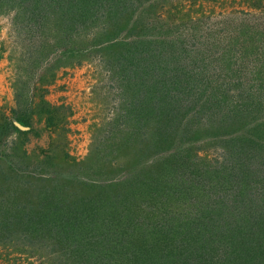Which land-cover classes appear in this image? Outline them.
Returning <instances> with one entry per match:
<instances>
[{"label":"trees","instance_id":"trees-1","mask_svg":"<svg viewBox=\"0 0 264 264\" xmlns=\"http://www.w3.org/2000/svg\"><path fill=\"white\" fill-rule=\"evenodd\" d=\"M243 3L171 19L182 0H0L34 89L96 60L114 99L133 97L101 137L119 155L99 178L62 172L65 157L16 162L2 141L0 246L55 264H264V0Z\"/></svg>","mask_w":264,"mask_h":264},{"label":"rangeland","instance_id":"rangeland-1","mask_svg":"<svg viewBox=\"0 0 264 264\" xmlns=\"http://www.w3.org/2000/svg\"><path fill=\"white\" fill-rule=\"evenodd\" d=\"M182 2L183 7L179 6L181 11H176V6L172 8V12L169 13L171 19L178 16L181 18L183 15L191 18L200 15L217 16L229 13L233 7L245 9L244 0H182ZM157 23L162 24L159 21ZM216 25L223 28L221 24ZM194 27L196 26L191 23L186 25L188 29ZM12 30L10 18L5 12L0 11L1 58L10 88V99L0 103V156H4L3 152L7 149L1 143L8 140L15 143L8 152L11 154L10 158L16 162L23 158L30 163L38 161L37 159H45L47 155L65 157L69 164H65L64 161L60 170H63L62 172L72 170L74 174L87 180L99 178L103 173L117 171L110 165L111 160L115 162L118 159L119 152L114 149L116 142L113 144V139L101 140V137L105 129L119 125V108L126 109L128 102L133 101L132 94H124L125 101L117 102L114 93L104 84L101 68L96 60L85 61L79 67L63 66L54 80L42 79V84L34 89L38 77L33 73H26L21 66L19 49L14 43L16 37ZM145 83V79L140 80L137 86L144 90ZM140 105L147 106L146 97L141 100ZM144 107L140 108L141 117ZM126 111L128 113L129 108ZM130 112L133 113V110L130 109ZM121 120L125 122V128L129 129L124 137L126 139L134 129V121L132 116L128 115ZM9 122L20 130L30 132L26 135L12 132L8 126ZM27 123L32 125V130L25 125ZM105 142L108 151L103 152ZM16 164L19 167L21 162ZM44 168L52 171V167ZM63 184L64 180L60 185L57 184L62 195L59 193L57 194L59 196L54 198L58 200L60 196L63 197L61 202H64V192L67 189V185ZM80 187L82 192L88 190L85 184H80L78 188ZM197 201L199 204L203 203L201 200ZM189 210H185L186 214L190 213ZM14 240L16 242L12 244L0 246V264H55L56 258L51 252L37 245L24 246L17 238Z\"/></svg>","mask_w":264,"mask_h":264},{"label":"crops","instance_id":"crops-1","mask_svg":"<svg viewBox=\"0 0 264 264\" xmlns=\"http://www.w3.org/2000/svg\"><path fill=\"white\" fill-rule=\"evenodd\" d=\"M9 90L10 88L8 81L6 80V72L1 58V47H0V103H5L3 102L4 100L10 99Z\"/></svg>","mask_w":264,"mask_h":264}]
</instances>
